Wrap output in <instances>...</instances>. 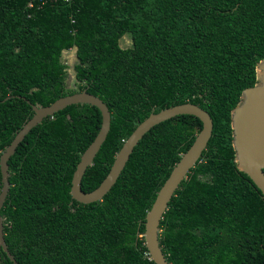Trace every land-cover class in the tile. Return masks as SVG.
I'll return each mask as SVG.
<instances>
[{"label": "trees", "instance_id": "16d2710c", "mask_svg": "<svg viewBox=\"0 0 264 264\" xmlns=\"http://www.w3.org/2000/svg\"><path fill=\"white\" fill-rule=\"evenodd\" d=\"M71 48L73 88L62 60ZM262 58L264 0H0V154L33 115L29 103L86 89L111 115L81 180L88 192L149 113L195 103L210 115L212 134L160 221L162 251L170 264H264V196L236 166L230 125ZM100 124L97 107L71 104L10 156L0 214L18 264H155L145 216L202 123L180 114L153 126L103 198L83 204L71 200V178ZM0 264H14L1 248Z\"/></svg>", "mask_w": 264, "mask_h": 264}, {"label": "water", "instance_id": "95a60500", "mask_svg": "<svg viewBox=\"0 0 264 264\" xmlns=\"http://www.w3.org/2000/svg\"><path fill=\"white\" fill-rule=\"evenodd\" d=\"M255 75L256 82L254 85L242 90L239 101L231 110L230 125L236 166L238 170L244 172L252 180L264 196V58L256 63ZM27 102L29 103V101ZM29 104L33 110V115L15 133L10 143L0 154V209L4 204L10 187L8 160L14 154L18 144L45 117L51 116L71 104H89L97 107L101 114L99 130L94 139L81 153L71 178V200H76L83 204L100 201L103 198L117 180L134 147L153 126L180 114H190L201 121V129L196 134L191 145L180 155L178 161L172 167L168 177L158 189L154 201L145 216L144 242L150 259L155 264H170L159 242L160 221L179 185L187 178V174L194 167L207 146L213 128V122L208 112L191 102L171 105L159 111L153 110L137 124L123 141L114 156L108 173L100 184L93 190L84 192L81 189L83 174L87 167L93 163V159L110 129L111 115L106 103L98 96L83 89L61 96L47 106ZM3 226V217L0 214V248L14 264H18L5 243Z\"/></svg>", "mask_w": 264, "mask_h": 264}, {"label": "rangeland", "instance_id": "374dc122", "mask_svg": "<svg viewBox=\"0 0 264 264\" xmlns=\"http://www.w3.org/2000/svg\"><path fill=\"white\" fill-rule=\"evenodd\" d=\"M131 45L129 35H124L120 39V46L125 48ZM62 60L67 65L65 83L67 87H75V71L74 64L76 63L75 48H71L62 53Z\"/></svg>", "mask_w": 264, "mask_h": 264}]
</instances>
